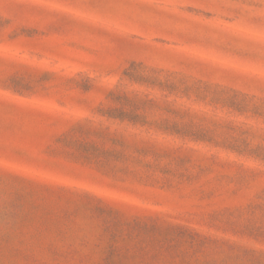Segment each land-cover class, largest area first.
Returning <instances> with one entry per match:
<instances>
[{
  "label": "rangeland",
  "instance_id": "374dc122",
  "mask_svg": "<svg viewBox=\"0 0 264 264\" xmlns=\"http://www.w3.org/2000/svg\"><path fill=\"white\" fill-rule=\"evenodd\" d=\"M0 264H264V0H0Z\"/></svg>",
  "mask_w": 264,
  "mask_h": 264
}]
</instances>
